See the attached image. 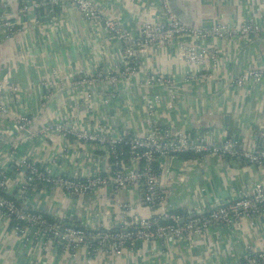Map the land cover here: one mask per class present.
Returning a JSON list of instances; mask_svg holds the SVG:
<instances>
[{"label":"crops","instance_id":"crops-1","mask_svg":"<svg viewBox=\"0 0 264 264\" xmlns=\"http://www.w3.org/2000/svg\"><path fill=\"white\" fill-rule=\"evenodd\" d=\"M26 1L31 0H0V12L18 28L4 37L0 27V81L7 79L18 88L3 91L7 111L0 114V168L9 175L11 198L20 204L28 201L33 211L65 224L118 228L116 200L128 204L126 221L131 223L137 215L150 216L164 208L185 213L194 207H215L250 192L255 183L264 184V165L242 158L184 154L156 161L162 195L156 209L142 208L143 190L133 185L117 193L102 188L83 196L36 185L24 193L26 199L20 198L14 178L22 157L76 177L93 174L108 161L105 152L91 143L57 132H36L41 126L68 119L87 129L141 133L146 125L143 97L155 93L161 95L153 115L158 125L188 133L203 130L210 140L234 135L246 148L264 145L259 135L264 131V81L248 79L241 87L233 84L241 72L264 66V0H179L193 27L225 23L238 28L250 21L260 30L230 39L201 40L220 50L216 65L207 69L178 59L175 42L154 44L146 55H140L135 77L129 84L119 81L114 93L108 85L91 87L74 84V80L82 71L120 67L125 58L119 39L80 13L69 14L66 6L52 13L35 9L21 14L18 9ZM96 1L107 17L134 34L143 21L164 17L161 0ZM196 70L209 75L187 82L186 71ZM151 73L170 78V84L145 85ZM51 77L58 83H51ZM18 113L30 116L31 129L36 132L32 139L23 140L14 128L11 118ZM262 248L264 210L253 219H242L238 226H210L201 235L136 241L119 254L93 256L83 248L70 255L54 244L42 248L32 239L25 241L11 233L10 219L0 212V264H243L249 250Z\"/></svg>","mask_w":264,"mask_h":264},{"label":"built area","instance_id":"built-area-1","mask_svg":"<svg viewBox=\"0 0 264 264\" xmlns=\"http://www.w3.org/2000/svg\"><path fill=\"white\" fill-rule=\"evenodd\" d=\"M71 3L84 19L97 24L105 33L116 36L122 48L125 62L115 69L94 68L89 72L80 73L74 84L91 87L108 85L114 93L119 81L135 77L139 66L140 55H146L154 44L177 43L176 56L185 63L196 67H214L220 55L216 45L207 46L201 40L224 38L230 39L237 35L257 34L260 28L250 21L242 23L238 28L229 24L216 23L208 27H192L179 20L168 8L166 1L161 0L164 17L145 20L138 27L137 33H132L115 18L107 17L96 0H66ZM65 6L62 0H31L22 3L18 9L26 14L35 9H45L52 13L57 8ZM0 27L5 30V36L15 33V27L9 16L0 12ZM191 41H186L188 40ZM208 71H186L187 82L202 80L208 77ZM248 79L264 81V66H257L241 72L233 80V84L241 87ZM51 83H58L51 77ZM171 79L158 73H151L144 79L148 86L169 85ZM16 91L18 88L7 79L0 81V114L7 111L3 101V91ZM145 128L143 132L105 131L103 128L87 129L68 119L50 122L39 128L38 133L57 132L63 137H73L77 142L91 143L105 152L107 163L95 173L80 177L58 172L52 166H42L30 157L20 158L15 186L20 198L26 199L24 193L36 185L61 190L77 196L94 193L102 188L119 192L133 185L143 190L142 208L156 209L161 201L159 192V175L156 161L161 157H177L189 154L194 157L217 155L228 159L242 158L257 165H264V145L246 148L240 139L234 135H224L219 140L205 137L206 132L188 133L173 126L158 125L153 121L155 105L161 99L159 93L149 98L143 97ZM106 101V99H102ZM14 128L23 140L32 139L36 132L31 129V118L25 113H18L11 118ZM212 133V131H211ZM208 134V133H207ZM259 135L264 139V131ZM59 154L54 155V159ZM10 184L9 175L0 168V212L11 221V233L28 241L32 239L40 247L54 244L56 247L74 255L83 248L88 255H98L102 252L119 254L136 241L160 240L167 237L179 238L185 234L201 235L210 226L240 225L244 218L253 219L264 210V184L255 183L250 192L242 196L224 200L215 207L199 210L194 207L182 213L171 209H161L149 215L140 214L131 223L126 221L128 204L121 200L115 203L119 209L118 228L104 225L81 227L65 224L52 219L41 212L33 211L28 201L20 204L6 194ZM243 264H264V248L246 253Z\"/></svg>","mask_w":264,"mask_h":264},{"label":"water","instance_id":"water-1","mask_svg":"<svg viewBox=\"0 0 264 264\" xmlns=\"http://www.w3.org/2000/svg\"><path fill=\"white\" fill-rule=\"evenodd\" d=\"M166 4L169 8V10L179 19L181 20L183 23H185L188 26H191L189 24V17L186 14V10L185 7L180 3L179 0H165ZM63 4H65V6L67 7V11L69 14H71L72 12H77V9L71 5L70 2L66 1V0H62ZM78 13V12H77ZM193 27V26H192ZM229 119L228 115L224 116V120L225 122H227V120ZM116 226H118V224H116Z\"/></svg>","mask_w":264,"mask_h":264},{"label":"trees","instance_id":"trees-1","mask_svg":"<svg viewBox=\"0 0 264 264\" xmlns=\"http://www.w3.org/2000/svg\"><path fill=\"white\" fill-rule=\"evenodd\" d=\"M6 196H7V197H10V196H9V195H7V194H6ZM244 261H246V258L244 259ZM244 261H243V263H244Z\"/></svg>","mask_w":264,"mask_h":264}]
</instances>
